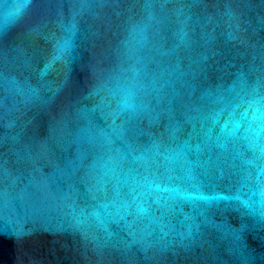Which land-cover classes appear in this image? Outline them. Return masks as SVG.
<instances>
[{"label": "water", "instance_id": "1", "mask_svg": "<svg viewBox=\"0 0 264 264\" xmlns=\"http://www.w3.org/2000/svg\"><path fill=\"white\" fill-rule=\"evenodd\" d=\"M20 2L0 0V264H264V0ZM152 182L174 207L138 210Z\"/></svg>", "mask_w": 264, "mask_h": 264}, {"label": "snow or ice", "instance_id": "2", "mask_svg": "<svg viewBox=\"0 0 264 264\" xmlns=\"http://www.w3.org/2000/svg\"><path fill=\"white\" fill-rule=\"evenodd\" d=\"M28 0H21L20 3H18L15 6V15H19L20 12L22 11L23 8H25L27 6ZM70 38L65 39L60 45H59V49L58 51L63 52L66 51L68 49V47L70 46ZM259 110V109H257ZM215 122V121H214ZM222 129L227 131V122H225V124H223ZM236 127H239V123L237 122ZM210 131L209 130V136H210ZM217 139H219V137H217ZM199 147V146H197ZM186 175L188 176L189 179H193L194 177L192 176V172L191 169L186 170ZM172 177L169 176L168 180L171 181ZM155 189L157 193H159L158 195L153 194L152 189ZM135 195L133 196V200L136 201H140L141 202V206L139 207V211L144 212L147 211L148 209L144 206L148 204V200L150 198H154V202L156 203H162L163 206L167 209L169 207H174V204H169L170 200H174L175 196L173 194L177 193L179 191L178 187L174 184L171 183H164V182H160V183H156V182H152L148 185V188L145 189H141L140 191H136V189L132 190ZM165 193H167L168 195H164ZM193 195H198L200 199H208L207 196H205L203 193L199 192V190L197 189V193H185V196L187 198H191Z\"/></svg>", "mask_w": 264, "mask_h": 264}]
</instances>
